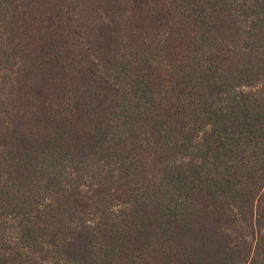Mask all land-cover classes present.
<instances>
[{"label": "trees", "instance_id": "16d2710c", "mask_svg": "<svg viewBox=\"0 0 264 264\" xmlns=\"http://www.w3.org/2000/svg\"><path fill=\"white\" fill-rule=\"evenodd\" d=\"M0 264H264V0H0Z\"/></svg>", "mask_w": 264, "mask_h": 264}]
</instances>
